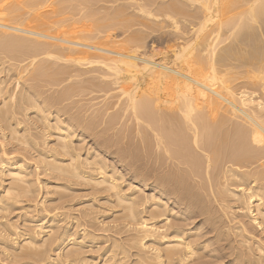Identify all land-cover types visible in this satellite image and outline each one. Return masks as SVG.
<instances>
[{
  "label": "bare ground",
  "instance_id": "obj_1",
  "mask_svg": "<svg viewBox=\"0 0 264 264\" xmlns=\"http://www.w3.org/2000/svg\"><path fill=\"white\" fill-rule=\"evenodd\" d=\"M12 1H9V2L7 1V2L10 5ZM26 1H25V4H26ZM35 1L31 3L36 5ZM41 1L43 3V0ZM60 1L58 2V5L62 2ZM65 1L63 2L65 3ZM76 1L77 0L73 2L75 3ZM81 1H82L81 3L82 5L85 2L87 5L89 3H90L89 5H91V3L95 1H100L99 3L104 2L105 4L108 3V4H114V5L121 1L123 3L125 2V4L117 5L116 7H114L112 9V12L110 11L111 13L105 14L106 18L112 19L116 17L122 20V22L124 21L123 24L125 25H122V26H125L127 30L133 27L134 28L137 27L139 28V30H137L136 33L134 32L135 30H133V34H129L128 38L124 40L113 42V44H117V45L119 44L118 46L115 45L117 49L115 48L116 51L114 52L115 49L112 50L113 46L111 45L110 41H106L104 37L95 38V44L90 43L89 36H91L92 34L89 35L88 33L87 35L85 36L83 35L81 37H79L78 35L75 36L74 34H72L73 33L72 31L75 30L74 28H73L74 30L71 28L72 31L69 29L72 33H69V32L67 33L64 30L60 31L61 27L59 28L60 29L59 31H55V29L50 28L49 22H47L48 23L47 25H49L48 30H46L47 25L45 26L39 25V27L40 26L45 27V30L43 29L42 31L41 30L42 28L40 29L37 25L38 19L37 21L35 20L36 21L35 23L40 30L38 28L31 29L29 27H25V25H23L25 22L22 23V26H21L19 25V23H17V21L13 22V20H15V17L19 16V13H17L18 11L16 10L20 9L21 11L22 8L23 9L25 8L24 7L25 5L23 6V3H20V5L22 4V8L18 7L17 9L13 11L14 9L13 7L11 10L8 11L9 7L5 4L6 5V6L4 5L5 8L8 7L7 12H5L4 11L5 8L2 7V5L0 4L1 6L0 7V36H1L0 42L2 43L7 42L8 46L10 45L15 50L14 52H12L14 53L12 54L14 55V58L13 56H11L10 62L14 61V63H16V64L6 66L5 64H7V62L9 61L4 63L5 60L3 61L0 58V98L2 99L1 106H0V130L2 131L6 130L7 132L9 131V136L7 135L8 136L7 138L11 142L10 144H12L13 149L20 150L21 148L22 149L24 148L25 150V148H31L33 150L32 152H36L39 158L43 160L42 163L45 164V161L49 160L46 162L45 165H41L42 163L40 164L36 160L38 162V165L40 164L43 167L46 166L45 168H47L49 173L55 172V174L57 173V175L61 176L60 177L61 179L62 177L63 179L65 177L66 180L68 179L78 180L79 179L85 182H90L91 184L93 183L94 185L93 184L92 185L95 187L96 191L98 190L103 193L104 192L108 193L109 195L108 198H112V197L115 198L117 206L119 208H122L123 210L122 213L125 215L124 216L125 221L126 220L128 221L127 223L128 227H126L127 226L126 225L124 226V228L126 227L128 228L127 229L128 231H132L131 233L133 232L135 233V234L133 233L134 238L132 240L131 247L129 248V249H133L135 252L133 253L129 252L132 250H129L128 248H124V245L122 244L121 246H119L118 244L117 245L113 244V248H117V249L120 248V250L119 251L111 250V249L108 250V255H105V256L107 257V262H110L109 264H125L123 261L125 258L132 259L130 264H232L234 263L233 259L232 260L229 259L231 261L227 260L228 259L227 256L231 258L232 252L230 251L229 253H231V255L229 253L228 255L227 253L221 252L220 249H213V253L217 252V254L212 253L213 255L210 254L211 251L207 252L209 241L213 239V238L210 239V237L208 238V233L213 232L214 228L217 227V224L215 223L216 227L211 228L210 230L208 229V231L205 228V230L207 231V232L205 231L206 233L205 232L203 233V231L201 233L199 231L202 229V226L204 225L210 226V224H208L207 221H209V223H212V226H213V221H212V217L210 213L213 212L215 215V211L217 209L213 211L215 206L214 208L211 207L212 210L210 212V210H208L209 207L206 208V206L208 205L206 203L207 202L209 203L210 201H206L205 207L203 206L204 202L202 203V197L204 195L199 194V192L201 191L202 193L205 192V191L203 192V190H205V186L202 181L201 182L203 185L201 183H200L201 185H198L199 182L197 183V185L199 186L198 193L195 192L197 190L196 184H195L196 190L194 189L193 186H194V180H196L195 178H197V179L206 181V184H207L206 188H208V186L209 187L211 186L212 189L214 188L215 190H212L213 192L215 191L214 199L216 200V202H218L219 207L221 206L220 207L221 213H223L222 210H224L225 208V213L227 214L226 208H228L229 207L228 204L231 203L230 199L231 197L232 198L235 197L236 206H238L237 205L238 203L239 204L238 208L241 209V212L244 214L245 218L246 217L249 218V219L247 218V222L249 221L252 222L253 226L255 225L256 228L262 230L261 232L264 231V209H262L264 208V161H263L264 160V0H167V2H163L161 0L162 2L159 1V4H157L158 6L157 9L159 8V13H153V11L151 10V8L153 7L152 5L154 4L156 5L155 2L158 0H81ZM1 2L2 0L0 1V3ZM70 3H67V4H70ZM28 5H31L30 2ZM38 5L39 4H37V6ZM58 5H56V7ZM82 5L78 4L79 7L80 6L82 7ZM54 6L52 5L51 7H54ZM78 6L71 5V8L78 7ZM79 7L77 10L81 11ZM84 7L88 8L87 6H84ZM27 8L28 7L26 6L24 10H26ZM91 8L93 9L95 7H93L92 5ZM98 8L99 7H97V11L103 10V8L102 9L100 8L98 9ZM109 8L110 7H108V10ZM50 9H53V8H50ZM93 10L91 12H94ZM128 10H132L137 13H134V12L126 13L128 12ZM32 11L34 12V9ZM28 12H26L25 15H27ZM51 12H52L51 14L55 16L54 14L55 11H51ZM72 12H75L76 14V11L73 10ZM22 13H24V11ZM37 13L36 15L38 16H35V17L39 18L42 15V13H45V10L42 13H39V12ZM172 13H180L183 15L189 14V16L192 18L191 20H193V22L192 24L190 22L191 26L189 28L190 30L189 32L181 31L183 27L181 29L178 27H175V28L173 27V28L176 31L175 32L176 35H174L176 36V40L182 41V44H184L183 46L187 45L186 48L187 47L188 48L185 49V51L187 50V51H193V52H189L187 57L177 56L175 55L177 53L176 52L174 54L175 58L173 59V61L169 63L161 62L162 64H156L155 60H153L154 56L151 53L147 55L146 52L145 53L143 52L142 54L139 51L140 49H142L145 43V40H143V37H142L145 32L142 33L141 29H146L147 31L148 30L154 31L155 28H157V25L162 27L161 25L163 23L159 24L160 15H162V17L166 19V21L171 22L172 26L176 25L178 22L175 23L174 21L175 18H171L170 15H174ZM31 14H34V13H30L29 15ZM59 14H62V13H59ZM68 14L66 13L65 17H67ZM72 14L70 16H72ZM90 14H88V16H90ZM97 14L98 13H96V15ZM77 15H79V13ZM96 15L94 16L96 17ZM94 16L92 14V17ZM57 17H59V15ZM60 17H63V19H65L64 16L60 15ZM90 17H87V19ZM17 18H18V21H20L19 17ZM46 19L47 21H49L47 17L43 20H46ZM50 19H52V17ZM103 19H100V21L102 20L103 22ZM43 20H41L40 22H43ZM55 20L59 22L58 19H55ZM90 20L91 19H89V21ZM114 20L112 21L116 22ZM120 20L119 22H121ZM107 21L108 20H106V22ZM86 22H88V20ZM44 23L46 22L44 21ZM50 24H53V23L50 22ZM56 24L60 25V23H56ZM56 24L54 23L53 25L56 27ZM92 24L96 26L95 22ZM101 26H103V24ZM103 27H109L107 29H111L110 26L104 25ZM76 28L78 30V27ZM82 28L85 29V27H82ZM115 28H117V26H115ZM50 29H53L55 32H52ZM112 29H114V27H112ZM92 32L94 33V31ZM107 32L105 31V33ZM173 33L174 32H172V34ZM150 34L151 33H149V35ZM65 35L67 36L65 37ZM176 45L178 46L179 43L175 44V46ZM189 47H191L192 50H190ZM1 48L4 49L2 45L0 46V50ZM182 48H183L182 51H184L185 47H182ZM177 49L179 48H175V50ZM117 50L120 53L122 51H125L126 53L123 54L122 52V54H119ZM9 51L11 52V50H8V52ZM84 62L87 63L86 64L87 67L88 66L97 67L96 71L98 72L99 77L96 76L97 78H95L94 91L95 90L98 91V92L95 91L96 93L104 92L105 96L106 94L109 95L112 92L113 93L115 92L117 94V95L115 94L116 99L112 98L115 100V105L117 107H115L114 103L111 106L107 107L106 111H108L109 109H112L113 113L110 114L109 116L107 114L108 116L107 123H104V124L108 128L114 127L120 122L121 119L129 115L130 117L129 116L128 117L131 119L132 123L134 124V129L136 128L137 133L139 134L138 136L139 137L141 136L140 139H141V145H143V148H144V153H143L144 158L149 161L152 158V156L154 157L156 155L154 159L155 160L154 163L156 162L155 164L158 165L157 167L158 170L160 167L166 168L164 166L165 165L167 166V162H166L167 160H169L170 164H171V161L175 162L174 167L171 164L172 166L169 172L167 171L168 173L164 175H158V176H155L156 174L155 173L153 178H144V179L139 180L138 182L139 187H145V186L147 187L146 183H148V188H150L149 189L150 194H148L150 196L146 195L144 199L143 197L140 198L141 196L135 197L134 191L137 190L138 187L135 190L133 189L134 191L131 192V194L129 195L124 194L120 190V187H119L120 185H118L117 183L118 181L117 177L116 178L114 177V175L117 173L113 171L108 172L106 170L107 166L102 161L103 159L101 158V160H98L100 157L98 159L95 157L94 158L95 161L93 162L92 161L89 162L88 160L85 161V163L89 165L90 167L91 165H94L93 166L94 168H92V170L95 172V176H96L94 177L95 179L90 175L85 176V174L87 175V172L84 173L82 171L83 169L81 165L83 163H81L78 160L79 154L77 153L74 154V152H72V150L75 151L72 148L74 146L72 147L70 146L71 145L70 140L72 139L71 137L74 136L75 131L77 129H82L84 131L83 123L85 121L83 122L82 120V122L80 123L78 118H74L75 116L73 118L65 117L67 119L65 121V118L62 119V116L64 115L66 116V114L68 115V113L63 108L57 107L54 109V111H52L54 107L58 105L60 106V103L62 101H67V100L69 101V99L73 98V96L76 95L75 94L76 92H78L77 95H80L79 93H82V92H79V89H81L80 85H77L80 82L76 83L72 81V79L73 78H75V80L78 79L77 77L80 75V74L78 75V73L80 72L76 71V67L85 66L83 65ZM158 63H160V61ZM83 68H86V67H83ZM17 71H21V73L23 74L27 73V75H24V77L25 76L26 77L25 79L23 78L25 80L23 81V83L36 82L37 84L40 81V84H41V82L44 80L49 85H52L53 87L62 85V83H65L66 81L68 82L70 81L71 83L72 82L74 83L69 84L70 83L69 82L68 83L69 85L66 86V88H63L60 94L54 98H49V97L47 99L45 97L42 98L41 97L43 96L41 95L42 93H40L36 89L38 86L34 85L35 87L33 88V86L27 87L25 86V84H24L23 91L20 90L22 92L19 93V95L17 94V97H14L12 95L11 96L6 95V97L3 98V96H5L4 95L5 90H3L4 87L2 85L6 83V81H9V80H6V78L10 75V73L12 72L17 73ZM93 72L91 74H94ZM23 74L21 75L23 76ZM15 75H18V78H22L21 75L19 74H15ZM12 76L14 75L12 74ZM82 78H83V74H82ZM150 82L152 84L155 82L159 84L160 87H162L163 84H164L163 87H165V85H168L169 87L166 86V88H169V90L170 88L172 89L170 91H172V94H174V97H175L174 98L175 101H173L174 103L168 106L166 105L164 106V104H162L163 101L160 98V96L162 97L163 89L160 91L162 93L160 96L157 93H155V91H151L153 87L149 91V89L147 88H150V87H147L146 83H150ZM41 87L43 88L44 85ZM154 87L158 88V86L156 87L155 85ZM46 88L48 87L46 86ZM158 91L159 90H157V92ZM166 95L168 96V98L169 96H171V95H168V93ZM166 95H165V98L164 96L162 97L163 100L166 99L167 97ZM169 99H172V97ZM167 103H169L168 100H167ZM108 104L109 103H107V105ZM114 108L116 109L114 110ZM30 110H35V112L33 113L35 117L34 116L33 117L36 118L37 125L38 123H40L43 130L48 133H51V135L53 134L52 132L55 133L56 138L54 137V139H56L55 147H57V149L53 147L55 150L53 149L51 150L49 148L50 151H54L53 153L51 152L50 155H48V153L47 155H44L45 153L41 151L42 148H39L41 150L36 148L37 143L35 142L33 144L31 142L29 143V139H27L22 134L23 131L19 129L22 135L20 134V132H18V127L21 125L23 121L22 119L21 120L19 119L20 117L17 118L16 115L18 114V115H23L24 117H28L29 115L28 111ZM98 116H95V117H98ZM129 118L127 120H129ZM96 121L98 122L99 120H96ZM39 126L38 127L36 126V128H41ZM90 127H94V125L89 122V124L87 125V128H90ZM121 129H122V126H121ZM110 130H112V128ZM48 133H46V135ZM7 138L5 137L6 140ZM43 138H47V137L43 135ZM44 140L46 141V139ZM109 140L102 139L101 142L95 141L96 143L95 145L100 146V148L103 149L105 153H110L111 152V151L109 152L110 146L115 145L117 142L115 141L116 142L115 143L114 141H111V140L109 141ZM141 145L139 144V147H141ZM153 149H154V152H153ZM2 151L4 150L2 149ZM9 151H6V152H9ZM198 151L201 153H199ZM153 153L155 155H153ZM3 155L5 156L7 154L3 153L2 157ZM119 156L122 158V155H119ZM130 156H129V159H130ZM124 157L122 159H124ZM126 157L128 158V156ZM30 158H34V157H30ZM30 158L28 157V160H31ZM34 159H36V157ZM26 161L27 160L25 159L24 160H13L12 158L11 159L5 158V157L1 158L0 175H5L7 177L9 176L10 179L12 180V181L10 180L12 184L10 185V187L8 186L9 187L8 189L6 188L7 190L5 192H3L4 193L3 197L2 196L0 197V198H3V200H0V215L3 211L4 212L6 211L5 213H8L7 210L10 211L9 210L10 207L15 206L14 204L18 205L21 199L23 200V198L26 199L27 197L31 199V197H33L35 194V189L33 187L34 185L29 181L30 179L28 180V177H27L29 173L26 172L28 170V169L26 170L25 168ZM134 163L131 165L130 164L125 165L124 166L125 169H126V166L129 167V165L132 168ZM150 163L148 165H151ZM180 165L183 168L179 167ZM257 165H259V167L261 168L259 169L260 171H256L258 170L256 169L258 168L256 167ZM152 166H154V164ZM232 167H234L235 169H233ZM139 168H141L142 171L145 172V175L152 174V173L149 174L150 172L148 173V170L150 169L148 168L147 170L146 169L147 166L146 168L144 167H139ZM38 169L34 168V171H37ZM239 169H244V170L240 171ZM245 169L248 171H245ZM152 171H153V168L151 172ZM144 172L142 173L143 175H144ZM227 172L231 175L229 174L226 175ZM158 173L159 172H157V174ZM136 178L137 176L135 177V179ZM2 179L3 178H1V180ZM221 181L226 182V184H227V181H229L228 186H234L238 190H231L230 189L231 187H227V185L226 187L223 186ZM191 182H193V185H191L192 184ZM210 192H209V195L211 196L213 192H211V194ZM211 197L206 198V199H210ZM148 202H150V205L147 207V210L146 208L144 209L145 211H143V209L140 210V207H142L143 204L148 205ZM216 202H214V205ZM232 202L234 203V201ZM253 204H254V207L252 208V211H251V206H253ZM166 205L170 207L168 211H167L168 208L167 209L165 208ZM221 208L223 209L221 210ZM231 209L230 208L228 209L229 212H232ZM172 211H175L174 214H172L173 213ZM230 214L232 215V213ZM204 215L207 218L205 217L206 219H204L203 222L195 223V221L198 218L204 217ZM239 215L241 214L239 213ZM239 215L238 216L235 215V217L236 216L239 217ZM3 216H0V218ZM219 216L221 218L222 215H219ZM232 216H234V214ZM237 217L236 219L238 220L239 218ZM241 217L240 219L242 220V218L244 217L242 218ZM245 218L243 219V221L245 220ZM232 219L233 218H231V220ZM236 219L235 221H237ZM240 219L239 221H241ZM231 220L229 221L226 220V221L227 223L229 222L230 224ZM204 221H206L207 223H205ZM233 221L234 219L232 220V223ZM250 222L248 223L249 227L251 226ZM118 223H119V220H118ZM235 223L239 224L240 226V223L238 222H235ZM244 223L245 224H243V226L246 227V222ZM223 224L224 223L222 219V226ZM248 224H247V227H248ZM243 226L240 229H237L236 232L238 231V232L244 233L243 231H245L246 229H244ZM221 227H217V228L220 229ZM227 228L230 229L231 227H226V229ZM236 228L231 229V230H235ZM248 229H251V228H248ZM215 231L217 232V230ZM219 231L221 230H218V235H219ZM247 231L249 232L251 230H247ZM52 234L50 233L49 237L54 238ZM118 234L116 235L118 236ZM249 235L250 233L248 234V236ZM66 236H64V238ZM68 237L69 235L67 236V238ZM242 237H243V242H244L245 238L244 236ZM218 238L220 239V237ZM251 238L253 240V237ZM73 239H76V238H73ZM88 239L86 238V241ZM219 239H216L215 244L218 243L217 240ZM226 239L228 240V237ZM48 240L49 238L46 239V241L44 240L45 242H42L40 247L36 243L37 249L42 247L41 253L38 251L39 249L37 250L39 252L38 254L39 256L43 254V256L45 255V257H47L46 253L51 252L49 251V246H50V245L48 246L49 242L46 243ZM35 241L36 240H34V242ZM64 241L65 239H63L62 243ZM80 241L81 240H79L78 242L75 241V243L73 244V247H71L70 250L67 251L66 253L67 255H65L66 258L68 256V258H70L68 260H71V262L73 263L74 262L76 263L77 260L81 257V255L79 254L80 253L79 252L80 251V247H79ZM222 242H224V240H222L220 243ZM229 242L234 243V241H229ZM241 242L237 241L238 246L243 247ZM226 243L228 242L225 241V243L223 244H226ZM247 243L249 244L251 242H247ZM258 243L255 241V246ZM32 244H33V241H31V243H28L26 246V249L34 248L35 244L34 246H32ZM231 245L232 244H230V246ZM233 245L235 246L236 244H233ZM245 245L247 244L245 243ZM238 246L236 245V247ZM249 246L251 247V244ZM205 249L207 251H205ZM246 249L248 250L246 251ZM262 249H264V247ZM262 249L259 246L255 248V250L258 251L259 253L260 252L264 253V250ZM231 251H232V248H231ZM248 251L252 252V249L246 247L245 252H248ZM27 252L28 251L24 252L25 253L24 255H26V257L31 256L33 254V253H27ZM242 254H243V251L241 252V255ZM244 254L247 255V253H244ZM120 255H123V256L121 257ZM248 255H250L249 252H248ZM20 256L23 257V253ZM19 259L21 258L19 257ZM254 260H256V258H254L253 261ZM25 261H28V260H25ZM79 261H81V259H79ZM260 261L262 262V260ZM255 263L257 264V261Z\"/></svg>",
  "mask_w": 264,
  "mask_h": 264
},
{
  "label": "rangeland",
  "instance_id": "obj_2",
  "mask_svg": "<svg viewBox=\"0 0 264 264\" xmlns=\"http://www.w3.org/2000/svg\"><path fill=\"white\" fill-rule=\"evenodd\" d=\"M1 1V0H0ZM9 1H12V0H2V2L0 3L1 5H2V7H4L5 8V6L7 5L8 7V11L9 10H11L13 7H14V9H13V11L15 10V9H17L18 7L19 8H22V4L20 5V3H23V6L26 8V6L28 7L26 10H24L23 8L21 9V11H20V9L19 10H16V11H18L17 13H19V16H17V17H19V20L20 21H18V18L17 17H15V20H13V22H16L17 21V23H19V25H21L22 26V23H24L23 25H25V27H29V28H31V29H34V28H38L39 27V25H47L48 23L47 22H49V25H50V28H53V29H55V31H59L60 29V27H61V30L60 31H62V30H64L65 32H69V33H72V34H74L75 36L76 35H78L79 37H81V36H85V35H87L88 33H89V35L90 34H92L91 36H89V42L90 43H94L95 44V38H102V37H104L105 39H106V41H110V43H111V45L113 46L112 47V50H114L115 48L117 49V47H115V45L116 46H118L117 44H113V42H116V41H121V40H124V39H126V38H128V36H129V34H133V30H135L134 32L136 33V31L137 30H139V28H137V27H133V28H130V29H128L127 30V28L125 27V26H122V25H125V24H123V22H122V20H120V19H118V18H116V17H114V18H112V19H107L106 18V15L105 14H108V13H111L112 12V9L114 8V7H116L117 5H122V4H125V2L123 3L122 1L121 2H118L117 4H108V3H104V2H102V3H99L100 1H95V2H93V3H91V5H89V7H88V5L86 4V2L83 4L84 6H87L88 8H86V7H84L81 3H82V1L81 0H77L76 2L79 4V5H82V7L80 6H78V4L75 2H73V1H75V0H70V1H68V0H66L67 1V3H70V2H72V3H70V4H67L66 3V1L65 0H55V2H56V4H55V2H54V0H43V3H42V1L41 0H37V1H35V0H31V1H29L30 2V4L31 5H28L29 4V2L28 1H26V0H13L12 1V3H10V5H9V3L8 2ZM25 1H26V4H25ZM35 1V4L36 5H34V4H32L33 2ZM41 1V2H40ZM53 1V2H52ZM61 2L59 5H58V2ZM63 1H65V3L63 2ZM159 1L160 2H167V0H158V1H156L155 3H156V5L154 6V5H152V6H150V7H152L151 8V10L153 11V13H159V8L157 9V4H159ZM4 2H6V3H4ZM32 2V3H31ZM41 4H40V3ZM80 2V3H79ZM98 2V3H97ZM2 3H4V4H2ZM97 3V4H96ZM104 3V4H103ZM121 3V4H120ZM6 4V5H5ZM37 4H39L38 6H37ZM50 4H51V6L53 5H55L54 7H51L50 6ZM62 4V5H61ZM75 4V5H74ZM77 4V5H76ZM95 4H96V6H95ZM103 4V5H102ZM5 5V6H4ZM17 5V6H16ZM21 7H20V6ZM34 5V6H33ZM43 5V6H42ZM46 5V6H45ZM56 5H58V6H60V7H56ZM68 5V6H67ZM71 5H73V6H78L79 7V9H81V11L79 10H77L78 9V7H72L71 8ZM93 5V7H95V8H93V9H95V10H93L92 8H91V6ZM114 5V6H113ZM16 6V7H15ZM105 6V7H104ZM111 6H112V8H111ZM1 7V6H0ZM53 8V9H55V10H53V9H50V8ZM71 9H70V8ZM97 7H99L100 9H102L103 8V10L102 11H97ZM108 7H110L109 8V10H108ZM3 8V9H4ZM7 8H5L4 9V11L5 12H7ZM59 8V9H58ZM62 8V9H61ZM65 8H67V9H65ZM70 9V11H69V9ZM84 8H86V9H84ZM98 8V9H99ZM106 8V9H105ZM34 9V12L32 11ZM42 9V10H41ZM50 9V10H49ZM57 9V10H56ZM84 9V10H83ZM88 9V10H87ZM105 9V10H104ZM150 9V8H149ZM155 9V10H154ZM29 12H28V11ZM38 10V11H37ZM44 10H45V13H42V12H44ZM48 10V11H47ZM76 11V14H75V12H72V11ZM94 11V12H91V11ZM108 12H107V11ZM24 11V13H22ZM51 11H55L54 12V14H55V16L54 15H52L51 13ZM85 11V12H84ZM90 11V12H89ZM104 11V12H103ZM105 11H106V13H105ZM111 11V12H110ZM26 12H28L29 14L30 13H34V14H31V15H29L28 13H27V15H25L26 14ZM37 12H39V13H42V15L38 18V17H35V16H38L39 14L37 13ZM132 13V12H134V11H132V10H128V12H126V13ZM161 12V11H160ZM21 13V14H20ZM36 13L38 14V15H36ZM59 13H62V14H59ZM64 13H65V15H64ZM66 13L68 14V13H70V14H68L67 15V17H65L66 16ZM74 15H73V14ZM79 13V15H77ZM87 13V14H86ZM90 13H92L93 14V16L94 15H96V13H98L97 15H96V17L94 16V17H92V14H90ZM134 13H137V12H134ZM162 13H163V11H162ZM59 15V17H57L58 15ZM72 14V16H74V17H72V16H70ZM81 14H83V15H81ZM88 14H90V16L92 17V18H94V19H92L90 16H88ZM101 14H102V16H101ZM172 14H174V15H170L171 16V18H175V23H177L176 25H173L172 26V24H171V22H169V21H166V19H164L163 17H162V15H160V17H159V24H162L161 26L162 27H160V26H158L157 25V28H155V30L154 31H151V30H146V29H141L142 30V33H144V35H146V36H142L143 37V40H145V43H144V45H143V47H142V49H140L139 51H140V53H142L143 54V52L145 53L146 52V54L147 55H149L150 53L154 56V58H153V60H155V63L156 64H162V63H169V62H171V61H173V59L175 58L174 57V54L175 55H177V56H181V57H187L188 56V54H189V52H193V51H185V49H187L186 48V46H183L184 44H182V41H178V40H176V36H174V35H176L175 34V27H178V28H182L181 29V31H184V32H189L190 30H189V28H190V22H191V24H192V22H193V20H191L192 18L189 16V14H180V13H172ZM23 16V17H21V16ZM29 15V16H28ZM34 15V16H33ZM45 15H46V17L48 18V20L49 21H47V19L46 20H43V19H45L46 17H45ZM52 15V16H51ZM60 15L61 16H64L65 17V19H63V17H60ZM76 15V16H75ZM87 16V17H90V18H88L87 19V17H85V16ZM180 17H179V16ZM24 16H25V18H24ZM31 16H32V18H31ZM52 17V19H50L51 17ZM78 16V17H77ZM81 16V17H80ZM85 18H84V17ZM105 16V17H104ZM184 16V17H183ZM188 16V17H187ZM27 17H29V18H27ZM54 17V18H53ZM70 17V18H69ZM83 17V18H82ZM103 17H104V19H103ZM182 17V18H181ZM17 18V19H16ZM21 18V19H20ZM35 18V19H34ZM62 18V19H61ZM68 18V19H67ZM74 18V19H73ZM98 18V19H97ZM116 18V19H115ZM161 18H163V19H161ZM186 18V19H185ZM37 19H38V21H37ZM54 19V20H53ZM55 19H58V21L59 22H57ZM73 19V20H72ZM88 20V22H86L87 20ZM89 19H91L90 21H89ZM100 19H103V22H102V20L100 21ZM115 19V20H114ZM183 19V20H182ZM21 20H22V22H21ZM23 20H25V21H23ZM27 20V21H26ZM29 20V21H28ZM34 20V21H33ZM37 21V25H38V27H37V25H36V21ZM41 20H43V22H40ZM51 20H53V21H51ZM63 20V21H62ZM75 20H77V21H75ZM86 20V21H85ZM96 20V21H95ZM98 20H99V22H98ZM106 20H108L107 22H106ZM112 20H114V21H116V22H113ZM119 20L121 21V22H119ZM182 20V21H181ZM187 20V21H186ZM44 21L46 22V23H44ZM62 21V22H61ZM67 23H66V22ZM50 22H52L53 24L55 23H60V25H58V24H56V27L53 25V24H50ZM73 22V23H72ZM77 24H76V23ZM78 22H79V24H78ZM90 22H92V23H94L95 22V24H96V26L94 25V24H92V23H90ZM101 22V23H100ZM106 22V23H105ZM118 22H119V24H118ZM167 22H168V24H167ZM38 23H40V24H38ZM89 23V24H88ZM114 23V24H113ZM122 23V24H121ZM84 26H83V25ZM89 26H88V25ZM103 24V26L105 25V26H110L111 27V29H112V27H114V29H112L113 30V32H112V30L111 29H107V28H109V27H103V26H101ZM107 24H109V25H107ZM112 24V25H111ZM178 24H179V26H178ZM28 25V26H27ZM33 25H34V27H33ZM36 25V26H35ZM49 25H47L46 26V30H48V28H49ZM51 25H53V26H51ZM62 25H63V27H62ZM66 25V26H65ZM168 25V26H167ZM171 25V26H170ZM31 26V27H30ZM39 27L42 31H43V29L45 30V27ZM58 26V27H57ZM71 26V27H70ZM80 26V27H79ZM86 26H87V28H86ZM115 26H117V28H115ZM120 26V27H119ZM167 28H166V27ZM65 27V28H64ZM68 27V28H67ZM76 27H78V30H77V28ZM82 27H85V29L84 28H82ZM165 27V28H164ZM171 27V28H170ZM174 27V28H173ZM188 27V28H187ZM38 28V29H39ZM63 28V29H62ZM71 28L74 30V31H72L71 30ZM173 28V29H172ZM185 28V29H184ZM39 29V30H40ZM53 29H50L52 32H55ZM72 31H70V30ZM83 29V30H82ZM88 29V30H87ZM92 29H94V30H92ZM99 29V30H98ZM105 29V30H104ZM107 29V30H106ZM126 29V30H125ZM161 31H160V30ZM163 29V30H162ZM91 30V31H90ZM100 30H102V31H100ZM125 30V31H124ZM50 31V32H51ZM77 31V32H76ZM92 31H94V33L92 32ZM96 31V32H95ZM99 31H100V33H99ZM105 31L107 32V31H109V32H107V33H105ZM127 31H129V32H127ZM151 31V32H150ZM157 31V32H156ZM75 32V33H74ZM98 32V33H97ZM172 32H174L173 34H172ZM149 33H151L150 35H149ZM71 34V35H72ZM97 34H99V35H97ZM103 34V35H102ZM95 35H96V37H95ZM67 35H65V37H66ZM127 36V37H126ZM131 36V35H130ZM148 36V37H147ZM174 36V37H173ZM1 37V36H0ZM92 39H91V38ZM147 37V38H146ZM191 37V36H190ZM94 38V39H93ZM108 38V39H107ZM189 38V37H188ZM174 39V40H173ZM92 40V41H91ZM112 41V42H111ZM177 41V42H176ZM0 43H2V42H0ZM118 43V42H117ZM177 44V43H179V45L177 46H175V44ZM181 43V44H180ZM2 45V47L4 48V49H2L1 48V50H0V52L3 54H1L0 53V58L4 61L5 60V62L4 63H6L7 61H9L10 62V59H11V56H13V58H14V55H12V54H14V53H12V52H14L15 50L9 45L8 46V44H7V42H3L2 44H0V46ZM8 47H7V46ZM6 48H5V47ZM179 48V49H177V50H175V48ZM182 47H185L184 48V51H182L183 50V48ZM190 48V50H192L191 49V47H189ZM5 49H6V51H5ZM116 49L114 50V52L116 51ZM8 50H11V52L9 51L8 52ZM189 50V49H188ZM6 52V53H5ZM117 52H119L118 50H117ZM116 52V53H117ZM123 52V54H125L126 52L125 51H122ZM122 52L120 53L119 52V54H122ZM187 52V53H186ZM4 53H5V55H4ZM183 54V53H185V54H183V55H181V54ZM5 56V57H4ZM8 56H9V58H8ZM8 59H7V58ZM4 58V59H3ZM6 58V59H5ZM1 60V61H2ZM160 61V63H158V62ZM7 62V64H5L6 66H8V65H12V64H16V63H14V61H12V62ZM162 62V63H161ZM60 63V62H59ZM86 62H84V64L83 65H85V66H82V67H76V71H78V72H80V73H78V79H76L75 80V78H73L72 79V81H74V82H76V83H78V82H80V83H78L77 85H80V88L81 89H79V92H82V93H79L80 95H77L78 94V92H76L75 94L76 95H74V96H76V97H74L73 96V98H71V99H69V101L67 100V101H62L61 103H60V106L58 105V106H56V107H54L53 108V110L52 111H54V109L55 108H63L64 110H66L67 111V113H68V115L66 114V116L64 115V116H62V119H64L65 117L66 118H73L74 116V118H78L79 119V122L81 123L82 122V120H83V129H84V131L82 130V129H77L76 131H75V134H74V136L73 137H71L72 139L70 140L71 141V147L72 146H74V147H76V148H74V147H72L75 151H73L72 150V152H74V154L75 153H77V154H79V158H78V160L81 162V163H85V161L86 160H88L89 162H93V161H95V157L98 159L99 157V159L98 160H101V158L103 159L102 161L104 162V164L107 166V171L108 172H115V173H117V174H115L114 175V177L116 178L117 177V183H118V185H120L119 187H120V190L124 193V194H127V195H129V194H131V192H133L137 187V190H135L134 191V195H135V197H140V198H142L143 197V199L146 197V195L147 196H150V195H148V194H150V188H148V183H146L147 184V187L145 186V187H139L138 186V182H139V180H141V179H144V178H153V176H154V174H155V176H158V175H164V174H166V173H168L169 172V170H170V168H171V166L173 165V167H174V165H175V162H173V161H171V164H170V162H169V160H167L166 162H167V166L165 165L164 167H166V168H163V167H160L159 168V170L157 169V167H158V165L157 164H155L154 163V159H155V154L153 153V155H155L154 157L152 156V160L150 159L149 161L148 160H146L145 158H144V155H143V153H144V148H143V145H141V136L139 137L138 135V133H137V130H136V128L134 129V124L132 123V121H131V119L129 118L130 116L129 115H127L126 117H124L123 119H121L120 120V122L117 124V125H115L114 127H111L112 128V130H110L111 128H108L104 123H107V119H108V116L110 115V114H112L113 112V110L112 109H109L108 111H106V109H107V107H109V106H111L113 103H114V105H115V100L114 99H116V93L114 92H112V93H110L109 95L108 94H106V96H105V93L103 92H99V93H96V92H98V91H94V88H95V78H97V77H99V75H98V72L96 71L97 69V67L96 66H86ZM167 65V64H166ZM170 66V65H169ZM83 67H86V68H83ZM75 68V67H74ZM74 68H73V70H74ZM84 70H83V69ZM87 69V70H86ZM82 71V72H81ZM84 71V72H83ZM89 71H90V73H89ZM94 71V72H93ZM88 72V73H87ZM94 73V74H91V73ZM83 74V78H82V74ZM12 74L14 75V76H12ZM15 74H19V75H21V74H23V73H21V71H17V73L16 72H12V73H10V77L8 76L7 78H6V80H9V81H6V83H4L2 86L4 87H2L3 88V90H5L4 91V95L5 96H3V98H5L6 97V95L7 96H14V97H17V94L19 95V93H21L22 91H23V89H24V84H25V86H27V87H32L33 86V88L35 87L34 85H36V86H38L36 89L40 92V93H42L41 95H43V96H41L42 98L43 97H45L46 99L49 97V98H54V97H57L59 94H60V92H61V90L63 89V88H66V86H68L69 84H73L74 82H68V81H66L65 83H62V85H59V86H54V87H56V88H54L52 85H49L46 81H42L41 82V84H40V81L36 84V82H25V83H23V81H25L24 79H25V77H24V75H27V73H24L23 74V76L21 75V77L22 78H18V75H15ZM86 74H88V75H86ZM96 74V75H95ZM12 76V77H11ZM92 76V77H91ZM97 76V77H96ZM2 77V76H1ZM86 77V78H85ZM89 77V78H88ZM11 78V79H10ZM18 78V79H17ZM24 78V79H23ZM83 80H82V79ZM92 80H91V79ZM81 79V80H80ZM87 81H86V80ZM88 80H90V81H88ZM46 83V84H44V83ZM82 82V83H81ZM91 82V83H90ZM69 83V84H68ZM83 83H85V84H83ZM88 83V84H87ZM22 84V85H21ZM64 84V85H63ZM91 84V85H90ZM150 84V85H149ZM44 85V87L42 88L41 86H43ZM153 85V86H152ZM154 85L157 87L158 86V88H155L154 87ZM15 86H16V88H15ZM46 86L48 87V88H46ZM52 86V87H51ZM62 86H64V87H62ZM83 86V87H82ZM85 86V87H84ZM146 86L147 87H150V88H147V89H149V91L151 90V88L153 87V89L151 90V91H155V93H157L159 96L162 94V97L164 96V98H165V95L168 93V95H171L172 94V91H170V90H172L171 88H170V90H169V88H166V86L167 87H169L168 85H165V87H163L164 86V84L162 85V87H160L159 86V84H157V83H146ZM87 87V88H86ZM39 88V89H38ZM41 88V89H40ZM50 89H51V91H50ZM92 89V90H91ZM163 89V91H162V93L160 92L161 90ZM17 90V91H16ZM20 90H22V91H20ZM83 90V91H82ZM157 90H159L158 92H157ZM165 90V91H164ZM52 91H54V92H52ZM90 91V92H89ZM92 91V92H91ZM170 93H169V92ZM10 94H9V93ZM17 92V93H16ZM160 92V93H159ZM165 92V93H164ZM8 93V94H7ZM96 93V94H95ZM102 93V94H101ZM104 94V95H103ZM116 94V95H115ZM165 94V95H164ZM16 95V96H15ZM108 95V96H107ZM111 95V96H110ZM114 95V96H113ZM102 96H104V97H102ZM167 96V95H166ZM161 96H160V98H161V100L163 101H161L162 102V104H164V106L166 105V106H168V105H170V104H173L174 102L173 101H175L174 100V94H172L171 96H169V98H171L172 97V99H169L168 98V96L166 97V99H164L163 100V98H162ZM103 98H105V99H103ZM111 100H110V99ZM112 98H114V99H112ZM2 99L0 98V106H1V101ZM166 100V101H165ZM167 100H168V102L169 103H167ZM72 101V102H71ZM105 102V103H104ZM111 102V103H110ZM166 102V103H165ZM107 103H109L108 105H107ZM106 105V106H105ZM115 107H117L116 105H115ZM77 108V109H76ZM103 109H105V110H103ZM116 108H114V110H115ZM87 110V111H86ZM103 110V111H102ZM97 111V112H96ZM106 112V114H105V112ZM35 112V110H30V111H28V113H29V115H28V117H24L23 115H16V117L17 118H19L20 120L22 119V123H21V125L18 127V132H20V130L21 131H23L22 132V134L27 138V139H29V143L31 142L32 144L35 142V143H37V145H36V148H42V150L41 149H39V150H41L43 153H45L44 155H47V153H48V155H50V153L52 152H54V151H50V149L52 150H55V149H57V147H55V145H56V139H54V137H55V133L54 132H52L53 134L51 135V133H48V132H46V131H44L43 130V128H42V126H41V124L40 123H38V125H37V122H36V118H34L35 116L33 115V113ZM104 112V113H103ZM107 114H108V116H107ZM99 115V116H98ZM101 115V116H100ZM34 116V117H33ZM68 116V117H67ZM77 116V117H76ZM79 116V117H78ZM95 116H98V117H95ZM129 116V117H128ZM24 117V118H23ZM103 117V118H102ZM129 118V120H127L128 118ZM26 118V119H25ZM65 118V121L67 120ZM83 118V119H82ZM97 118V119H96ZM100 118V119H99ZM30 119V120H29ZM80 119H81V121H80ZM99 120L98 122L96 121V120ZM102 119V120H101ZM101 120V121H100ZM94 121V122H93ZM124 121H125V123H124ZM129 121V122H128ZM89 122L90 123H92L93 125H94V127H90V128H92V129H90V128H87V125L89 124ZM131 122V123H130ZM98 123V124H97ZM123 123V124H122ZM31 124V125H30ZM35 124V125H34ZM97 124V125H96ZM130 124H132V125H130ZM40 125V126H39ZM82 125V124H81ZM85 125V126H84ZM124 125V126H123ZM126 125V126H125ZM36 126L38 127H41V128H36ZM96 126V127H95ZM120 126V127H119ZM121 126H122V129H121ZM22 127V128H21ZM85 127V128H84ZM98 127V128H97ZM130 127V128H129ZM86 128H87V130H86ZM108 128V129H107ZM116 128V129H115ZM20 129V130H19ZM27 131H26V130ZM89 129H90V131H89ZM121 129V130H120ZM128 132H126L125 130ZM82 130V131H81ZM86 130V131H85ZM107 130V131H106ZM36 131V132H35ZM44 131V132H43ZM91 131H93V132H91ZM124 131V132H123ZM26 132V133H25ZM120 132V133H119ZM136 132V133H135ZM28 133V134H27ZM46 133H48L47 135H46ZM126 133V134H125ZM19 134V133H18ZM20 134H21V132H20ZM21 134V135H22ZM30 134V135H29ZM86 134V135H85ZM105 134V135H104ZM123 134V135H122ZM3 135V136H2ZM9 136V131L7 132L6 130H0V161H1V158H3V157H5V158H9V159H13V160H27L26 162H25V168H26V172H28L29 173V175H31V176H27L28 177V180L34 185L33 187H34V189H35V194H34V196L33 197H31V199L30 198H23V200L21 199L20 200V203H18V205L17 204H14L15 206H11L10 207V211H8L7 210V212L8 213H5L4 211L1 213V215L0 216H3V217H1L0 218V238L2 239H0V264H59V263H61V264H109L110 262H107V257L105 256V255H108V250H120V248H113V244L114 245H119V246H121V244L122 245H124V248H130L131 247V244H132V240H133V238H134V234L133 233H131L132 231H128L127 229L128 228H126V227H128V221L126 220L125 221V218H124V214L122 213L123 212V210H122V208H119L118 206H117V204H116V201H115V198L114 197H112V198H108V193H103V192H101V191H96L95 190V187L90 183V182H85V181H83V180H76V179H74V180H72V179H68V180H66L65 179V177H64V179H63V177H62V179L60 178L61 176H59V175H57V173L55 174V172L54 173H49V171L47 170V168H45L46 166H41V165H45L46 164V162L47 161H49V160H46L45 161V164L44 163H42V161L43 160H41V158H39V156L37 155V153L36 152H32L33 150L31 149V148H25V150H24V148L22 149H20V150H16V149H13V147H12V144H10L11 142L9 141V139L7 138L8 136ZM27 135H28V137H27ZM43 135L45 136V137H47V138H43ZM81 135V136H80ZM117 135V136H116ZM31 138H30V137ZM38 136V137H37ZM50 136V137H49ZM119 136V137H118ZM123 136V137H122ZM4 137V138H3ZM5 137L7 138V140L5 139ZM56 138V137H55ZM44 139H46V141L44 140ZM102 139H110L111 141H116L115 143V145H111L110 146V148H109V152L110 153H105L104 152V150L103 149H101L100 148V146H98V145H95L96 143H95V141L96 142H101V140ZM124 139V140H123ZM137 139V140H136ZM109 140V141H110ZM118 140V141H117ZM120 140V141H119ZM122 140V141H121ZM134 140V141H133ZM136 140V141H135ZM3 141V142H2ZM43 141H45V142H43ZM120 142V143H119ZM138 142V143H137ZM4 145H3V144ZM43 143V144H42ZM45 143V144H44ZM46 143H48V144H46ZM73 143V144H72ZM119 143V144H118ZM1 144H2V146H1ZM8 144V145H7ZM53 144V145H52ZM139 144L141 145V147H139ZM50 145V146H49ZM44 146V147H43ZM135 146H137V147H135ZM52 147V148H51ZM55 149H54V148ZM12 148V149H11ZM50 148V149H49ZM2 149L5 151H2ZM129 149V150H128ZM9 150H11V151H9ZM15 151V152H13V151ZM29 150H31V151H29ZM141 150V151H140ZM6 151H9V152H6ZM27 151V152H26ZM13 152V153H12ZM17 152H19V153H17ZM32 152V153H31ZM132 152V153H131ZM141 152H142V154H141ZM153 152H154V149H153ZM199 152V151H198ZM3 153H6L7 155H3V157H2V154ZM9 153H11V154H9ZM21 153H23V154H21ZM26 153V154H25ZM36 153V154H35ZM112 153V154H111ZM122 153V154H121ZM127 154V155H125V154ZM131 153V154H130ZM199 153H201V152H199ZM19 156H18V155ZM25 154V155H24ZM33 154H35V155H33ZM124 154V155H123ZM133 154V155H132ZM138 154V155H137ZM203 154V153H202ZM10 155V156H9ZM12 155V156H11ZM14 155V156H13ZM27 155V156H26ZM37 155V156H36ZM119 155H122V158L124 157V159H122ZM131 155V156H130ZM23 158H22V157ZM87 156V157H86ZM117 156H119V157H117ZM126 156H128V158L126 157ZM129 156H130V159H129ZM133 156V157H132ZM142 156V157H141ZM14 157H15V159H14ZM25 157H27V158H25ZM28 157L30 158V157H36V159H34V158H30L31 160H28ZM90 157V158H89ZM113 157V158H112ZM22 158V159H21ZM64 158V157H63ZM81 158V159H80ZM135 158V159H134ZM141 158V159H140ZM41 160V162H40V160ZM42 159H43V157H42ZM134 159V160H133ZM138 161H137V160ZM41 164H39L38 165V162ZM131 162L132 160V162H131V164H133L134 162V165L132 166V168H131V164H130V162ZM136 160V161H135ZM142 160H144V161H142ZM82 161H84V162H82ZM153 163H152V162ZM264 161V160H263ZM146 162H148V163H146ZM151 162V163H150ZM173 162V163H172ZM27 163V164H26ZM123 163V164H122ZM143 163H144V165H143ZM151 164V165H148V164ZM31 164V165H30ZM82 164V165H83ZM128 164H130L129 165V167L128 166H126V169H125V165H128ZM142 164V165H141ZM147 164V165H146ZM154 164V166H152ZM168 164H169V166H168ZM1 165V164H0ZM27 165H28V167H27ZM37 165V166H36ZM81 165V167H82V171L84 172V173H86L87 172V175L85 174V176H92L93 178L94 177H96L95 176V172L92 170V168H94L93 166L94 165H91V167L89 166V165H87L86 163L82 166ZM136 165V166H135ZM157 165V166H156ZM39 166V167H38ZM84 166H86V167H84ZM146 166H147V168H146ZM149 166V167H148ZM30 167V168H29ZM39 169H38V168ZM43 169H41V168ZM128 167V168H127ZM136 168V169H134V168ZM138 167V168H137ZM139 167H144V168H146L147 170H148V168L150 169V170H148V173L149 174H151V175H145V172L144 171H142V169L141 168H139ZM151 167V168H150ZM156 167V168H155ZM179 167H181V168H183L181 165L179 166ZM256 167H258V168H256V169H258V170H256V171H260L259 169H261L260 167H259V165H257ZM34 168L35 169H38L37 171H34ZM111 168V169H110ZM131 168V169H130ZM152 168H153V171L151 172V170H152ZM233 169H235L234 167H232ZM115 169V170H114ZM129 169V170H128ZM134 169V170H133ZM138 169H139V171H138ZM157 170V171H155V170ZM48 172H46V171ZM133 172H132V171ZM137 170V171H136ZM240 171H243L244 169H239ZM34 171V172H33ZM45 171V172H44ZM117 171V172H116ZM134 171H136L137 172V174H136V172H134ZM155 171V172H154ZM168 171V172H167ZM245 171H248V170H246L245 169ZM30 172H31V174H30ZM36 172V173H35ZM132 172V173H131ZM141 172V173H140ZM144 172V175L142 174ZM154 172V173H153ZM157 172H159L158 174H157ZM47 173V174H46ZM138 173H140V174H138ZM161 173H163V174H161ZM33 174V175H32ZM35 174V175H34ZM36 174H37V176H36ZM46 174V175H45ZM229 173L227 172L226 173V175H228ZM222 175V174H221ZM229 175H231V174H229ZM1 177H0V197L2 196L3 197V195H4V193L3 192H5L9 187H10V185L12 184L11 182H10V177L8 176H5V175H0ZM4 176V177H3ZM59 176V177H58ZM121 176H122V178H121ZM137 176V178L135 179V177ZM144 176V177H143ZM7 177V178H6ZM30 177V178H29ZM1 178H3L2 180H1ZM60 178V179H59ZM134 178V179H133ZM95 179V178H94ZM122 179V180H121ZM196 180H194V178H193V180H194V189L196 190V188H197V190L195 191V192H197L198 193V185H201L202 184V182L204 183V186H205V190H203V192L204 193H202V191L201 192H199V194L201 195V194H203L204 196L205 195H207V196H201L202 197V203L204 204L203 206L205 207V205L206 204H208L207 206H206V208H208V210H210V212H211V210H212V208H214V206H215V208L213 209V211H215V209H217L216 211H215V215H214V213L213 212H211L210 213V215H211V217H212V221H213V226H212V223H209V221H207L208 222V224H210V226H202V229L199 231V232H201L202 233V231H203V233L207 230L208 231V229L210 230L211 228H214V227H216L215 226V223L217 224V227H221L222 226V219H223V228H225V229H223L222 227L219 229V228H214V231L213 232H210V233H208V238L210 237V239H212L211 241H209V246L207 247V250L205 249V251H207V252H210V254H212L213 253V249H220L221 250V252H223V253H229V251L230 252H232V255H233V257H232V255H231V253H229L230 255H231V258L229 257V256H227L228 257V261H231L232 259L234 260V263H232V264H240L242 261V263L241 264H256L255 262L257 261V264H264L263 262H264V253L262 252H258V251H256L255 250V248L257 247V246H259V247H261V249L264 247V231L263 232H261L262 230H260V229H258V228H256L255 227V225L253 226V223L252 222H250V224H251V226L249 227V222H247V218L248 217H246L245 218V216H244V214L241 212V209L240 208H238V206H239V204L237 203V205L238 206H236V202H235V197L234 198H232L231 197V199H230V202L231 203H229L228 205H229V207L228 208H226L227 210L230 208H232L231 209V211L232 212H229V210L227 211L226 210V212H227V214L225 213V208H224V210H222L223 208H221V210H222V212L223 213H221L220 212V207H219V205H218V202H216V200L214 199L215 198V191L213 192L212 190H215L214 188L212 189L211 188V186L209 187L208 186V188H206L207 186V184H206V181L205 180H200V179H197V178H195ZM4 180V181H3ZM32 180V181H31ZM59 180V181H58ZM72 180V181H71ZM150 180H152V179H150ZM12 181V180H11ZM64 181V182H63ZM202 181V182H201ZM70 182V183H69ZM120 182V183H119ZM199 182V184L197 185V183ZM222 182V185L223 186H225L226 187V185H227V187H231L230 189L231 190H238V189H236L234 186H228V184H229V181H227V184H226V182H223V181H221ZM10 183V184H9ZM88 183V184H87ZM151 183V182H150ZM192 184L191 185H193V182H191ZM201 183V184H200ZM224 183V184H223ZM8 184V185H7ZM73 184V185H72ZM131 184V185H130ZM195 184H196V188H195ZM2 185V186H1ZM67 185H68V187H67ZM203 185V184H202ZM9 186V187H8ZM38 186V187H37ZM143 186V185H142ZM94 187V188H93ZM234 187V188H233ZM7 188V189H6ZM141 188V189H140ZM134 189V190H133ZM207 189V190H206ZM91 190V191H90ZM210 190H211V192H213L212 193V197L209 195V192H210ZM140 191V192H139ZM207 191H209V192H207ZM97 192V193H96ZM126 192V193H125ZM138 192V193H137ZM207 192V193H206ZM211 192H210V194H211ZM96 193V194H95ZM143 193V194H142ZM196 193V194H197ZM206 193V194H205ZM64 194H66V195H64ZM142 194V195H141ZM86 195V196H85ZM139 195V196H138ZM209 195V196H208ZM35 197V198H34ZM109 199H107V198ZM209 197H211L210 199H206V198H209ZM60 198V199H59ZM36 199V200H35ZM112 199V200H111ZM0 200H3V198H0ZM108 200V201H107ZM30 201V202H29ZM32 201H34V202H32ZM36 201V202H35ZM115 201V202H114ZM206 201H210L209 203L207 202L206 203ZM232 201H234V203L232 202ZM28 202V203H27ZM113 202V203H112ZM214 202H216L215 203V205H214ZM206 203V204H205ZM38 204V205H37ZM212 204H213V206H212ZM217 204V205H216ZM234 206H233V205ZM90 205V206H89ZM113 205V206H112ZM150 205V202H148V205H145V204H143L142 205V207H140V210H142L143 209V211H145L144 209L146 208V210H147V207ZM209 205H211V206H209ZM227 205V206H228ZM230 205H232V206H230ZM33 206V207H32ZM36 206V207H35ZM83 206V207H82ZM117 207V208H115V207ZM167 206V207H166ZM165 206V208L167 209V211L169 210V206L168 205H166ZM218 206V207H217ZM73 207H75V208H73ZM112 207H114V208H112ZM212 207V208H211ZM254 207V204H253V206H251V211H252V208ZM13 208V209H12ZM95 208V209H94ZM106 208V209H105ZM57 209V210H56ZM234 209H236V210H234ZM239 209V210H238ZM262 209H264V208H262ZM62 210V211H61ZM92 210V211H91ZM120 210V211H119ZM66 211V212H65ZM76 211V212H75ZM89 211V212H88ZM68 212V213H67ZM108 212V213H107ZM173 212V213H172ZM171 213L172 214H174V212L175 211H172ZM234 212V213H233ZM10 213V214H9ZM91 213V214H90ZM103 213V214H102ZM113 213V214H112ZM125 213V212H124ZM216 213H217V215L219 216V215H222L221 216V218H220V216L218 217L217 215H216ZM218 213H220V214H218ZM229 213V214H228ZM230 213H232V215L234 214V216H232ZM236 213V214H235ZM238 213V214H237ZM239 213L242 215V217H244L245 218V220L243 221V219L244 218H242L241 217V215H239ZM46 214H47V216H46ZM49 214V215H48ZM84 214V215H83ZM93 214V215H92ZM224 214H226V215H224ZM58 215V216H57ZM80 215V216H79ZM90 215V216H89ZM92 215V216H91ZM97 215V216H96ZM229 215V216H228ZM230 215H231V217H230ZM235 215H239V217H237V218H239L240 219V217L242 218V220L241 221H243V222H241V221H239V219L237 220L236 219V217H235ZM46 216V217H45ZM87 216V217H86ZM217 216V217H216ZM223 216H225V217H223ZM6 217V218H5ZM206 216L204 215V217H200V218H198L196 221H195V223H198V222H203V220L204 219H206L205 218ZM230 217V218H229ZM89 218V219H88ZM216 218V219H215ZM218 218V219H217ZM225 218H227V219H225ZM229 218V219H228ZM231 218H233L234 219V221H233V223H232V220H231ZM86 219V220H85ZM235 219L237 220V221H235ZM249 219V218H248ZM37 220V221H36ZM111 222H110V221ZM118 220H119V223H118ZM226 220H231L230 221V224H229V222L227 223V221ZM116 221H117V223H116ZM122 221V222H121ZM125 221V222H124ZM211 221V222H212ZM216 221V222H215ZM218 221H219V223H218ZM101 222H103V223H101ZM121 222V223H120ZM205 223H207L206 221H204ZM221 222V223H220ZM235 222H238V223H240V226H239V224H236ZM244 222H246V227L245 226H243V224H245ZM88 223V224H87ZM107 223V224H106ZM12 224H13V226H12ZM108 224H109V226H108ZM219 224H220V226H219ZM232 224H233V226H232ZM235 224H236V226H235ZM241 224H242V226L244 227V229H246L245 231H243L244 233H242V232H236V230L237 229H240L242 226H241ZM247 224H248V227H247ZM127 225V226H126ZM10 226V227H9ZM27 226V227H26ZM35 226H37V227H35ZM124 226H126L125 228H124ZM231 227L230 229L229 228H227L226 229V227ZM235 226V227H234ZM236 228L235 230H231V229H234V228ZM254 227V228H253ZM61 228V229H60ZM79 228V229H78ZM109 230H108V229ZM112 230H111V229ZM205 228H206V230H205ZM248 228H251V229H248ZM14 229V230H13ZM60 229V230H59ZM118 229V230H117ZM254 229V230H253ZM255 229H256V231H255ZM8 230V231H7ZM56 230V231H55ZM126 230V231H125ZM215 230H217V232L215 231ZM218 230H221V231H219V235H218ZM222 230H223V232H222ZM228 230V231H227ZM247 230H251V231H247ZM31 231V232H30ZM67 231V232H66ZM104 231V232H103ZM206 231V232H207ZM226 231H227V233H229V234H227L226 233ZM230 231V232H229ZM255 231V232H254ZM260 233H259V232ZM82 232V233H81ZM118 232H119V234H118ZM122 232V233H121ZM127 232V233H126ZM205 232V233H206ZM215 232V233H214ZM12 233V234H11ZM17 233V234H16ZM34 233V234H33ZM50 233L53 235V237L54 238H52V237H49L50 236ZM54 233H55V235H54ZM234 234V235H232V234ZM241 233V234H240ZM250 233V235L248 236V234ZM15 234V235H14ZM31 234H32V236H31ZM63 234V235H62ZM69 235V237L67 238V236ZM83 234V235H82ZM116 234H118V236L116 235ZM213 234V235H212ZM214 234H215V236H214ZM216 234H217V236H216ZM225 234V235H224ZM228 236H227V235ZM246 234V235H245ZM59 235H60V237L61 238H63V239H65V241L62 243V241H63V239H61L60 237H59ZM76 235V236H75ZM85 235V236H84ZM116 235V236H115ZM236 235V236H235ZM7 236H8V238H7ZM36 236V237H35ZM64 236H66L65 238H64ZM72 236V237H71ZM112 236V237H111ZM222 236H224V237H222ZM235 236V237H234ZM242 236H244V238H245V240H244V242L247 244V245H245V243L243 242V237ZM31 237V238H30ZM49 238V240L46 242V243H48L49 242V244H48V246H49V251H51V252H48V253H46V256L47 257H45V255L43 256V254H41L40 256L38 255L39 254V252L41 253L42 252V247L41 248H38L37 249V245L40 247V245L42 244V242H45L46 241V239H48ZM77 237H78V239H77ZM122 237V238H121ZM128 237V238H127ZM215 237V238H214ZM217 237V238H216ZM218 237H220V239L218 238ZM228 237V240L226 239ZM233 237H234V239H233ZM237 237V238H236ZM240 237V238H239ZM251 237H253V240H252V238ZM17 238V239H16ZM56 238V239H55ZM60 238V239H59ZM71 238V239H70ZM73 238H76V239H73ZM86 238L88 239L87 241H86ZM92 238V239H91ZM236 238V239H235ZM251 238V239H250ZM216 239H219V240H217V244H215L216 243ZM233 239V240H232ZM248 239H250V240H248ZM12 240H13V242H12ZM34 240H36L35 242H34ZM45 240V241H44ZM56 240V241H55ZM60 240V241H59ZM74 242H73V241ZM79 240H81L80 241V244H79V247H80V255H81V257L79 258V259H81V261H79V259L77 260V262L75 263H73V262H71V260H68V259H70V258H68V256H67V258H66V256L65 255H67L66 253H67V251L68 250H70V248L71 247H73V244L75 243V241H79ZM102 240V241H101ZM105 240V241H104ZM214 240V241H213ZM222 240H224V242H222V243H220ZM8 241H9V243H8ZM30 241V242H29ZM31 241H33V244H32V246H34V244H35V246H34V248H32V249H26V246H27V244L28 243H31ZM50 241H52V242H50ZM58 241H59V243H58ZM110 243H109V242ZM112 241V242H111ZM225 241L226 242H228V243H226V244H223V243H225ZM229 241H234V243L233 242H229ZM237 241L238 242H241V244L243 245V247H241V246H238V243H237ZM255 241L258 243H260L261 244V246H260V244L258 243V244H256V246H255ZM4 244H3V243ZM54 242H56V243H54ZM123 242V243H122ZM247 242H251V243H247ZM36 243H37V245H36ZM61 243H62V245H61ZM69 243H71V244H69ZM82 243V244H81ZM210 243H211V245H210ZM214 243V244H213ZM11 244V245H10ZM14 244V245H13ZM221 244V245H220ZM228 244V245H227ZM230 244H232L231 246H230ZM233 244H236L238 247H239V249H238V247H236V245L234 246ZM251 244V247L249 246ZM263 244V245H262ZM60 245V246H59ZM213 245V246H212ZM240 245V244H239ZM6 246V247H5ZM25 246V247H24ZM57 246V247H56ZM75 246V245H74ZM126 246V247H125ZM216 246V247H215ZM219 246V247H218ZM228 246V247H227ZM230 246V247H229ZM55 247V248H54ZM211 247H213V248H211ZM223 247V248H222ZM233 247H234V249H233ZM246 247H248V248H250V249H252V252H250V251H248L249 252V254L250 255H248V252H245V248ZM253 247V248H252ZM51 248V249H50ZM222 248V249H221ZM227 250H226V249ZM231 248H232V251H231ZM236 248V249H235ZM224 249V250H223ZM13 250V251H12ZM28 251L27 253H33V254H35V255H31V256H27L26 257V255H24L25 253L24 252H26V251ZM34 250V251H33ZM39 252H38V251ZM53 250V251H52ZM129 250H132V251H129V252H131V253H133V252H135L133 249H129ZM248 249H246V251H247ZM262 250H264V249H262ZM60 251V252H59ZM243 251V254L241 255V252ZM254 251V252H253ZM14 252V253H13ZM238 252H240V253H238ZM22 253H23V257H21L20 255H22ZM52 253V254H51ZM215 253V252H214ZM213 253V254H214ZM234 253V254H233ZM236 253H238V254H236ZM244 253H247V255L246 254H244ZM259 255H258V254ZM55 254V255H54ZM57 254V255H56ZM212 254V255H213ZM215 254H217V252L215 253ZM228 254V255H229ZM240 254V255H239ZM253 254V255H252ZM235 255V256H234ZM106 258H105V257ZM121 257L123 256V255H120ZM238 258H237V257ZM239 256H240V258H239ZM242 256V257H241ZM246 258H245V257ZM253 256H254V258H256V260H254L253 261ZM259 256V257H258ZM263 257V258H261V257ZM17 257V258H16ZM19 257L21 258V259H19ZM27 259H26V258ZM28 257H29V259H28ZM36 257V258H35ZM40 257V258H39ZM235 257V258H234ZM244 257V258H243ZM39 258V259H38ZM105 258V259H104ZM124 258V257H123ZM252 259V261H251V259ZM260 258V259H259ZM32 259V260H31ZM229 259H231V260H229ZM25 260H28V261H25ZM48 260V261H47ZM68 260V261H67ZM131 260L132 259H128V258H125L123 261H124V263L125 264H130V262H131ZM240 260V261H239ZM260 260H262V262L260 261ZM61 261V262H60ZM79 261V262H78ZM106 261V262H105ZM239 261V262H238ZM251 261V262H250ZM36 262V263H35ZM43 262V263H42ZM83 262V263H82ZM261 262V263H260Z\"/></svg>",
  "mask_w": 264,
  "mask_h": 264
}]
</instances>
